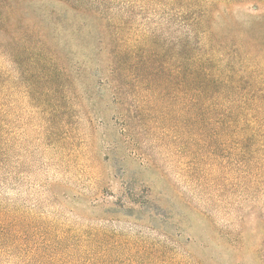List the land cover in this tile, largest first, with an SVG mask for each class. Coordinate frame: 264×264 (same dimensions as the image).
<instances>
[{"label":"rangeland","instance_id":"374dc122","mask_svg":"<svg viewBox=\"0 0 264 264\" xmlns=\"http://www.w3.org/2000/svg\"><path fill=\"white\" fill-rule=\"evenodd\" d=\"M212 2L213 35L247 36L251 56H264V0ZM168 10L112 0L106 13L140 45L153 42L168 71L171 43L186 33ZM260 61L251 67L264 86ZM0 70L9 72L0 264H264V171L249 176L261 152L239 156L233 138L209 133L188 154L140 126L125 139L89 78L45 106L40 87L1 58Z\"/></svg>","mask_w":264,"mask_h":264},{"label":"trees","instance_id":"16d2710c","mask_svg":"<svg viewBox=\"0 0 264 264\" xmlns=\"http://www.w3.org/2000/svg\"><path fill=\"white\" fill-rule=\"evenodd\" d=\"M99 1L107 7L112 2L0 0V58L40 87L45 106L65 100L62 90L72 91L80 81L88 85L83 79L89 78L116 110L115 123L125 139L140 126L169 137L177 150L190 154L209 133L221 144L233 138L239 156L261 152L257 173L249 176L262 177L264 86L255 84L251 66L264 56H251L250 38L213 35V0H195L189 6H183L184 0H129L145 8H169L166 15L185 29V36L171 43L169 70L164 71L153 42L143 46L132 39L127 22L107 14ZM204 35L207 45L201 43ZM8 75L0 70V161L6 151ZM213 122L215 132L210 131ZM145 162V167L150 164Z\"/></svg>","mask_w":264,"mask_h":264}]
</instances>
